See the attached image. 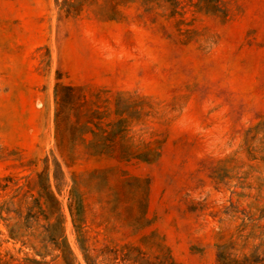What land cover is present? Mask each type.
<instances>
[{
  "label": "rangeland",
  "instance_id": "1",
  "mask_svg": "<svg viewBox=\"0 0 264 264\" xmlns=\"http://www.w3.org/2000/svg\"><path fill=\"white\" fill-rule=\"evenodd\" d=\"M62 1L0 0V185L7 184L0 207L14 208L9 201L18 186L24 185L19 197H38V173L47 157L54 170L56 158L65 172L60 199L77 264L87 263L67 207L75 174L86 236L97 247L135 246L144 261H155L163 238L181 264H218V244L232 238L263 256L264 0H224L226 19L187 6L183 27L197 31L190 39L175 20L140 2L110 20L92 7L68 15ZM58 82L102 90L112 108L120 92L143 104L129 135L160 141L161 157L121 161L88 156L78 146L69 160L57 146ZM131 176L149 181L140 209L145 221L136 220L132 193L119 200L110 188ZM2 214L0 264H66L58 250L42 256L40 246L14 237L7 224L17 221L15 213ZM31 224L40 233L45 220Z\"/></svg>",
  "mask_w": 264,
  "mask_h": 264
},
{
  "label": "trees",
  "instance_id": "2",
  "mask_svg": "<svg viewBox=\"0 0 264 264\" xmlns=\"http://www.w3.org/2000/svg\"><path fill=\"white\" fill-rule=\"evenodd\" d=\"M57 2L59 3V0ZM134 2H140L147 12L157 11L159 16L175 20L178 31L185 32L188 39L197 31L183 27L188 25L184 10L187 6L194 7V11L220 16L224 19L229 15L224 0H63L60 4L61 9L68 15H80L85 8L92 7L95 8L98 16L112 20L124 16L122 6ZM125 95L124 92H120L112 108L102 90L88 92L85 86L61 82L56 84L57 146L69 160L76 159L78 146H82L84 154L88 156H109L121 161L138 160L153 163L161 157L162 144L160 141H146L129 135L133 120H141L144 112L143 104L133 102L130 96L124 97ZM44 163V169L38 173V197L32 195L33 199L28 201L27 191L19 197L24 185L18 186L16 191L18 193L9 201L14 208H5L7 202L3 203L0 207V219H4L2 214L4 210L8 213L13 211L17 221L7 226L10 227L14 237H25L23 244H30L34 248L40 246L43 253L41 251L38 253L42 256H46L52 248L59 251L58 256L62 257L66 264H77V255L66 233L65 206L60 199L65 172L56 158L53 162L54 170L51 169L49 157ZM111 170L97 169L93 173H109ZM0 187L5 189L7 184L0 185ZM110 188L119 200H123L129 192L132 193L136 198L139 213L147 201L149 181L142 177L131 176L121 178ZM24 207H26V215H24ZM67 207L77 241L87 264H119L121 259L124 264L126 261H130L131 264H181L174 259L163 238L155 244V261H144L143 252L139 247L127 245L128 247L121 248L113 244L97 247L98 241L90 243L85 230V197L80 190V182L76 174L68 193ZM136 218L139 221L147 220L141 212ZM23 219L24 222H22ZM42 219L45 220V224L42 225L43 231L37 233L31 223L39 224ZM145 238L150 240L152 236ZM223 238L224 236H221L220 239ZM248 238L244 239L248 240ZM245 247L244 245L238 248L237 242L232 238L219 243L218 264H264V255L261 256L256 251L246 253ZM124 248H128V252H124Z\"/></svg>",
  "mask_w": 264,
  "mask_h": 264
}]
</instances>
